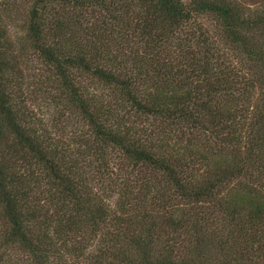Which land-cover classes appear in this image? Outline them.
<instances>
[{"label": "trees", "instance_id": "obj_1", "mask_svg": "<svg viewBox=\"0 0 264 264\" xmlns=\"http://www.w3.org/2000/svg\"><path fill=\"white\" fill-rule=\"evenodd\" d=\"M0 264H264V0H0Z\"/></svg>", "mask_w": 264, "mask_h": 264}, {"label": "rangeland", "instance_id": "obj_2", "mask_svg": "<svg viewBox=\"0 0 264 264\" xmlns=\"http://www.w3.org/2000/svg\"><path fill=\"white\" fill-rule=\"evenodd\" d=\"M17 29H18V28L16 27L14 30L16 31ZM31 65L35 67V64H34V63H32Z\"/></svg>", "mask_w": 264, "mask_h": 264}]
</instances>
